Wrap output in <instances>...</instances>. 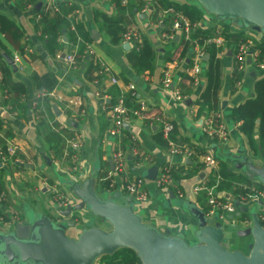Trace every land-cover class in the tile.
<instances>
[{
  "label": "crops",
  "instance_id": "0c3cea01",
  "mask_svg": "<svg viewBox=\"0 0 264 264\" xmlns=\"http://www.w3.org/2000/svg\"><path fill=\"white\" fill-rule=\"evenodd\" d=\"M72 1L78 5V9L75 10L71 23L75 26L76 22L83 25L86 39L93 46L95 54L93 59L98 61L99 66L101 63L109 66L112 75L118 78V83L113 84L108 75L100 73V68L94 73L101 75L100 82L88 79L87 60L78 62L73 71L67 70L63 55L76 50L67 36L68 32H72L69 30L70 26L61 34L39 40L36 37V22L40 19L36 8L38 4L36 6L30 4L22 9L17 6L18 0H0V14L8 18L13 36L19 38L25 45V52L22 54L0 30V44L3 47L0 65L4 64L11 68L3 56L4 53L13 59L16 55H22L17 65L18 71L14 72L11 68L13 72L11 79L25 87V93L20 100H12V97L8 99L7 92L2 87L0 72V137L5 142L6 149L16 147L17 151L11 163L4 164L0 161L3 191L7 196L6 200L0 203V209L10 217V220L18 217L25 224L32 220V217L43 215L52 219L61 216L59 221H71L70 217L60 215V211L67 209V206L57 203L50 185L70 197L72 204L78 203L79 199L74 194L71 182L82 184L96 172L98 177L94 179V187L100 192L103 191L105 197L119 193L118 202L124 204L131 199L135 212L145 223L154 226L160 232L169 229L172 236L181 237L188 245H192L197 243L195 236L197 227L196 219L190 213L187 204H193L200 209L203 204L208 206L206 191L203 189L193 193L192 189L196 185L206 187L209 185L207 188L216 197L227 199L238 208L234 214L223 213L222 217L215 213L209 218L210 223L220 224L225 229L233 231V237L225 244L227 249L247 254L251 237H238L236 232L247 227L250 222L248 224L242 222L243 212L237 215L239 206L246 208L247 212L244 213L251 216V212L257 211L256 207L252 209L251 206L258 205L257 209L262 210L258 214L260 217L264 214V204L261 201H240L243 197L240 195L241 190L257 187V184L261 183L257 177L250 179L247 174V162L241 165L239 161L247 159L258 167L263 166L264 151L259 146L257 151H254L239 130L241 121L232 119V112L254 96L255 79L264 72L252 61H247L245 70L239 72L241 78L238 80H241V84L236 86L235 82L238 80L235 77L237 70L233 43H226L218 48L210 47V51L206 46L201 61L202 77L199 86L194 88L189 85L180 88L181 83L183 84L182 79L188 77L185 70L190 65L192 47L188 45L184 47L180 40V35L183 34L180 29L175 31L171 41H162L160 37L164 32L162 20L166 13L159 10L154 12L150 6L149 12L137 13L132 25L138 31L140 41L141 37H145L155 48L154 67L152 71L136 73L128 59V53L133 49V45L122 40L118 44H112L110 38L100 28L102 15L115 16L118 13L112 1ZM153 14L157 19L151 20ZM200 16L201 20L196 22L195 28L211 30L215 22L217 23L216 17L203 9ZM95 31L98 34H95ZM251 37L255 43L264 40V36L251 34ZM29 40L32 41V45L29 44ZM29 48L33 51H29ZM167 67L173 72L174 83L164 88L161 79L163 69ZM47 73L53 74L58 83L52 90V95L40 96L43 90L38 88L34 76ZM129 84L134 85L136 94V100L132 103L137 105L138 100H144L148 108L127 123L129 124L127 127L125 125L126 132L123 136H110L107 134V129L112 125L108 104H112V95L107 90L116 86L119 93L126 96L131 93ZM177 87L181 92H188V98L177 101L174 97V90ZM208 89L215 92L216 100L212 102L211 107L200 111L198 103ZM78 95L84 100L83 106L71 105L68 99ZM216 114L229 129V137L225 143L205 135L202 130L203 122ZM154 117H161L173 123L172 134L176 142L174 143L182 149L192 151L189 156L170 155L168 145L165 147L157 141L156 135L160 133V126L153 121ZM44 119L56 133L66 130L62 134L63 153L59 154L46 139V128L39 126V122ZM56 123L60 126L55 127ZM258 134L259 127L256 121L252 130L255 142L258 140ZM76 137L81 146L73 150L69 146L68 151L66 139ZM118 151H122L124 155L123 171H119L114 162V153ZM206 154L212 155L217 161L216 167L211 170L203 164V155ZM138 157L141 159L140 166L136 164ZM164 164L171 165L173 176V184L167 189L157 188L153 182L155 178L151 180L146 176L151 167L156 166L158 172L159 167ZM221 165L225 166V177L217 175ZM142 172L145 173V177ZM136 174L143 176L148 192V199L142 203L135 202L125 189L126 178ZM210 177L214 178L212 182ZM106 180L110 181L109 187L104 183ZM45 184L48 187L44 186ZM178 190L182 191L183 197L177 196ZM202 194H205V199ZM177 198L181 202L185 201L186 207H182ZM235 202H238V205ZM92 217L87 215L77 225L69 227L68 236L77 238L88 227L87 224ZM95 225L105 230L112 227L103 218H95Z\"/></svg>",
  "mask_w": 264,
  "mask_h": 264
},
{
  "label": "water",
  "instance_id": "95a60500",
  "mask_svg": "<svg viewBox=\"0 0 264 264\" xmlns=\"http://www.w3.org/2000/svg\"><path fill=\"white\" fill-rule=\"evenodd\" d=\"M192 1L219 20H234L239 26L264 36V0ZM40 6L41 3L36 8ZM3 56L17 72L14 59L7 53ZM239 163H246L248 177H257L264 187V165L258 167L247 159ZM156 172L157 167H151L147 178L153 180ZM97 177L95 172L82 184L71 182L79 202L60 211V215L70 217L71 221H59L61 216L52 219L43 215L32 217L26 224L20 221L9 229H0V264H97L103 256L113 255L124 247L134 250L141 264H264V226L257 213H251L250 224L236 232L238 237H251L249 252L245 254L226 248L233 231L210 223L202 209L187 204L197 227V243L188 245L181 237L172 236L169 229L160 232L145 223L135 212L131 199L124 204L118 202L119 193L105 197L103 191L94 187ZM241 212L247 209L239 206L237 215ZM87 215L93 216L88 227L77 238L68 236V228ZM95 218L108 221L111 229L95 225Z\"/></svg>",
  "mask_w": 264,
  "mask_h": 264
},
{
  "label": "trees",
  "instance_id": "16d2710c",
  "mask_svg": "<svg viewBox=\"0 0 264 264\" xmlns=\"http://www.w3.org/2000/svg\"><path fill=\"white\" fill-rule=\"evenodd\" d=\"M114 4L117 14L115 16L110 15H102V20L100 23V28L102 31L106 33V35L110 38L112 44H118L123 37V34L127 31V28L133 24L134 17L137 13H140V10L144 7L146 2L144 0H127V4L123 5L121 0H111ZM41 3L42 6L40 9L37 10V14L40 19L36 22V30L37 35L36 37L39 40L45 39L47 37H52L55 34H61L64 29L71 25L72 16L76 9H78V5L76 3L70 2L69 0L59 1V11H53L52 8L49 9L48 7V0H18L17 6L24 9L28 7V5H34ZM153 11L157 12L163 11L166 13L165 17L163 18L162 22L164 25L163 31L165 33H171L172 23L176 14H181L186 16L191 24L194 22H199L201 20L200 13H202V7L195 1L192 0H185L184 2H178L176 0H150V5ZM171 11V12H167ZM151 16V15H150ZM157 19L156 15L153 14L151 20ZM225 21V20H223ZM76 28L78 30V36L83 39H86L84 27L81 23L76 22ZM0 30L2 33L6 35V37L11 41V43L19 49L20 53H24L25 45H23L19 38L13 36V30L8 25V18L5 15L0 14ZM213 35V30L207 29L203 30L201 27L192 28L190 39L196 40L198 43L202 44L203 41L211 37ZM67 36L69 40L72 42L73 46L76 47V61H88L89 66L86 71V77L90 80H96L100 82L101 75H95L94 73L99 70L100 66L96 59H88L84 55V45L79 41V38L75 36L74 32H68ZM227 42L232 43H243L245 42L243 32L239 31L236 33H231L227 29L221 34ZM180 40L184 44L189 45V40H186L184 35H180ZM29 44L32 45V41L29 40ZM136 49L133 48L128 53V59L131 63V67L134 69L136 73L143 72L145 70L152 71L154 67V57H155V48L153 47L152 43L145 37H141V41L137 42ZM208 46V51L211 50ZM255 50L257 51L253 55V63L255 65L264 63V40H261L255 44ZM212 48V49H213ZM3 47L0 44V57ZM0 72L2 76V87L6 90L7 98H11L12 100L18 101L22 94L25 93V87L22 83L13 82L11 79L12 70L9 66L4 64L0 65ZM35 80L37 82L38 88L42 90L52 91L56 87L58 80L57 78L50 73L44 74L42 76L35 75ZM236 79L238 80L241 78V74L236 71L235 74ZM236 81V80H235ZM183 84L181 83L180 88H186L187 86H191V79L186 77L182 79ZM112 95V104L115 102L117 96L120 94L118 88L112 87L110 90H107ZM188 93V92H186ZM201 101L199 104V110L207 109L214 100H216L215 92L210 91L208 89L201 97ZM7 99V100H8ZM136 100V94L128 93L126 95L127 107L129 109L136 108V104L132 103ZM112 104H108L111 107ZM40 107V105H38ZM108 107V108H109ZM211 107V106H210ZM40 112V109H39ZM43 112V111H42ZM44 115V114H43ZM232 119L236 121H241L239 125V130L243 133L246 137L247 141L251 144L254 151H257V146L264 151V74L259 75L258 78L255 79L254 82V96L249 98L245 101L242 105L236 107L232 112ZM258 122L259 127V134L257 142L254 141L252 137V130L253 126ZM1 126V124H0ZM39 126L42 128H46V139L48 142L53 146L56 151L60 154L63 153L62 143L63 137L62 134L65 133L66 130H60L59 133H56L52 130V127L48 126L46 120H42L39 122ZM55 127H59L60 125L56 123ZM173 132V131H172ZM170 134L172 140L175 142L174 134ZM67 136V135H66ZM157 141L167 147L166 141L162 138L161 133L156 135ZM176 143V142H175ZM125 144H127V140L125 139ZM0 148L2 151L6 152V146L3 139L0 137ZM57 155V154H56ZM14 157H10L9 163L13 161ZM222 166V165H221ZM218 176L225 177V166L221 167L219 170ZM213 177H210V182H212ZM209 182V184H210ZM108 187L110 186V181H104ZM209 187V185L207 186ZM258 189H262L261 184H257ZM4 190L3 185V173L0 171V191ZM249 189H244L240 191V195L248 196ZM202 197L205 199V194H202ZM207 199V194H206ZM204 212L208 211V206L203 204L201 207ZM0 213L5 216V221L10 220V217L6 215L1 209ZM247 214L244 212L241 215V218L245 219ZM97 264H141L137 254L131 248H121L113 255H105L103 256Z\"/></svg>",
  "mask_w": 264,
  "mask_h": 264
},
{
  "label": "built area",
  "instance_id": "2783aa9c",
  "mask_svg": "<svg viewBox=\"0 0 264 264\" xmlns=\"http://www.w3.org/2000/svg\"><path fill=\"white\" fill-rule=\"evenodd\" d=\"M59 1L64 0H48V7L49 9L52 8L53 11H59ZM70 2H73L72 0H69ZM146 4L144 7L140 10V13H147L149 12V5L150 0H144ZM121 3L123 5L127 4V0H121ZM171 12V11H167ZM74 15L72 16V18ZM218 19V18H216ZM219 20V19H218ZM217 20V23L215 22V26L212 27L211 30H213V35L211 37L206 38L202 45L199 46L198 42L196 40H191V30L192 28H195L197 26V23L194 22L193 24L190 23L188 18L186 16H183L181 14H176L171 26L172 32L171 33H165L163 32L161 34L162 41H171L174 37V33L177 30H182V33L186 40H189V45L192 47V56L190 58V65L186 68L185 73H187L188 77L191 79V87H198L199 83L201 82V61L202 57L204 55V47L212 45L216 48L224 46L226 43H230L224 40V38L221 36V34L227 29L231 33L236 32H243L245 42L235 44L233 43V50H235V61H236V70L238 72H241L245 70L247 61H253V55L257 52L255 50V41L252 35H259V33L253 31L250 28H244L239 26L234 20H229L228 22L223 21L219 22ZM69 30L75 33V36L79 38V41L84 45V55L88 59L94 58V50L92 43L87 40H83L78 36L76 26L71 23ZM260 36V35H259ZM122 41L126 43H131L133 45V48L136 49L137 42L140 41V37L138 35V31L136 28L133 27V25L129 26L127 28V31L123 34ZM29 51H33L32 48H29ZM22 55H16L14 57V63L18 65L21 61ZM64 63L68 71H73L77 65L78 62L76 61V53L75 51L67 52L64 57ZM258 69H260L262 72H264V63L256 65ZM100 73L108 75L111 79V82L113 84L118 83V78L111 73V68L107 66L104 63H101L100 66ZM162 86L164 88H168L172 83H174L173 79V72L170 67L164 68L162 73V79H161ZM241 84V80H238L235 82L236 86H239ZM131 93H134V85L129 84L128 85ZM52 91L43 90L40 93V96H48L52 95ZM100 93L98 92V95ZM189 93L181 92V90L177 87L174 90V97L177 101H182L186 98H188ZM62 98V97H59ZM69 103L71 105H78L83 106L84 100L82 96L78 95L73 98L68 99ZM37 102L34 103V107L36 106ZM148 108L147 103L144 100H138L136 108L129 109L127 107V101L126 96L124 94H120L115 102L110 107V114H111V122L112 125L107 129V134L110 136H123L126 132L125 125L129 123L134 117L140 116L141 113L146 111ZM154 122L158 123L160 126V133L162 137L166 140L168 145V152L170 155H190L192 151L187 149H182L178 145L174 143L172 140L170 134L174 129V125L172 122L162 119L161 117H154ZM202 130L205 135L216 138L220 142H226L229 137V129L227 128L226 124L222 121L220 116L218 114L211 116L207 118L202 125ZM66 142L68 144V151L70 149H78L81 144L78 138H67ZM70 146V149H69ZM16 147H7L6 152L2 151L0 148V161L4 164H9V158L14 157L16 155ZM137 152H135V155ZM114 162L116 163V167L119 171H123V165H124V155L122 151H118L114 153ZM138 166L141 164V159L137 158ZM203 164L208 169H213L217 165V161L212 155H203ZM145 179L140 175L136 174L133 177H127L125 181V189L127 193L133 198L135 202L142 203L145 202L148 199V192L145 189ZM154 185L157 188H169L173 184V176H172V168L170 164H164L159 167V170L155 176L154 179ZM45 183V181H43ZM52 186L50 185V188ZM205 190L207 194V204H208V211L205 212V215L207 218H210L212 215H217L218 217H222L221 214L223 213H229L234 214L236 211H238V208L232 204L231 201L221 199L216 197L209 188H207L204 185H196L193 187V193H198L201 190ZM249 195L243 196L240 201H246V200H252L254 202L261 201L264 204V188L258 189L256 187H250L249 188ZM52 193L54 195V198L56 199L57 203L61 206H67L71 204V198L67 195L60 192V190L53 186ZM176 194L178 197H183L182 191L178 190L176 191ZM7 196L4 191H0V203L4 202L6 200ZM260 219L262 221V224L264 226V214L260 215ZM20 218L16 217L15 219H11L8 221H5V216L0 213V229L5 230L9 229L12 226H14L17 222H20ZM244 224H248L250 221L249 219H243L242 221Z\"/></svg>",
  "mask_w": 264,
  "mask_h": 264
},
{
  "label": "rangeland",
  "instance_id": "374dc122",
  "mask_svg": "<svg viewBox=\"0 0 264 264\" xmlns=\"http://www.w3.org/2000/svg\"><path fill=\"white\" fill-rule=\"evenodd\" d=\"M206 13H207V12H206ZM209 14H210V13H209ZM216 20H218V19H216ZM218 21L223 23V21H221V20H218ZM225 21L228 22L229 20H225ZM142 175L144 176L145 173L142 172ZM142 175H141V176H142ZM143 176H142V177H143ZM144 177H145V176H144ZM44 186L48 187L46 184H45ZM51 186H52V187L50 188V190L52 191V190H53V185H51ZM262 187H263V186H262ZM177 202H179V204L182 205V207H186V202H185V201H182V202H181V201L177 198ZM257 206H258V205H255V206L252 205V206H251L252 209H255V207H256V210H257L256 212H251V213H257V214H259V213L262 211V210H260V209H257V208L259 207V206H258V207H257ZM260 208H261V207H260ZM254 211H255V210H254ZM247 215H248V214H247ZM247 217H248V219H250V216H249V215H248Z\"/></svg>",
  "mask_w": 264,
  "mask_h": 264
}]
</instances>
